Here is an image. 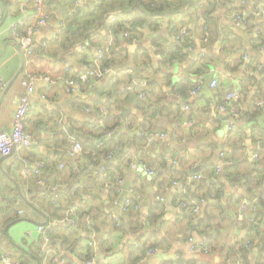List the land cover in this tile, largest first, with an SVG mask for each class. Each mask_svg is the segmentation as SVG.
<instances>
[{
  "label": "crops",
  "instance_id": "obj_1",
  "mask_svg": "<svg viewBox=\"0 0 264 264\" xmlns=\"http://www.w3.org/2000/svg\"><path fill=\"white\" fill-rule=\"evenodd\" d=\"M33 1L0 0V130L11 128L25 92L23 80L34 78L26 119L32 143L20 155L0 159L2 254L17 260L16 245L27 248L41 236L37 225L54 223L69 229H60L52 241L62 243L67 234V243L63 249H48L40 264H83L91 250L93 256L85 263L264 264V236L249 230V223L256 222L251 211L264 199V15L255 18L251 29L246 22H232L240 6L249 16L253 8L264 7V0H210L213 20L208 24L198 8L181 27L192 41L183 56L164 50L181 31L175 33L166 16L157 17L152 26L137 25L134 42L119 25L116 35L106 30L104 18L107 23L119 18L126 26L136 0H44L50 16L30 37L31 51L25 55L11 24L21 22L18 33L26 37ZM166 1L181 8L190 3ZM99 48L104 52L97 63L109 69L90 84L68 90L67 78L89 69ZM108 54L110 65L103 66ZM211 78L217 79L216 86L208 85ZM201 80V90L191 94ZM99 84L109 94L96 93ZM230 91L238 93L235 130L228 127L229 110L219 108ZM142 93L158 105L145 136L165 134L147 137L145 143L139 137L144 135L139 124ZM109 114L119 126L109 130L110 135L104 131L93 136ZM72 133L88 139H74ZM71 139L83 146L74 159L68 157ZM109 141L114 144L106 152ZM222 160L231 163L217 170ZM226 165L239 180L226 178ZM181 200L197 211L179 205ZM243 201L250 203L245 213ZM56 205L58 218L53 215ZM125 206L133 209L134 226ZM74 210H80L82 218H74ZM16 214L20 217L14 221ZM52 241L43 242L45 250ZM135 243L158 248L134 262ZM201 243L209 246L207 252L189 251L191 244ZM56 256L64 261L53 262Z\"/></svg>",
  "mask_w": 264,
  "mask_h": 264
},
{
  "label": "trees",
  "instance_id": "obj_2",
  "mask_svg": "<svg viewBox=\"0 0 264 264\" xmlns=\"http://www.w3.org/2000/svg\"><path fill=\"white\" fill-rule=\"evenodd\" d=\"M190 3L189 5L185 8H181L180 6H170L168 4V2L166 0H136L133 8V11L131 13V19L127 18V20L125 21L126 26H123L124 22H119V18L115 19L114 21L107 23L108 18H104V23H105V28L106 30L112 29L113 33L116 35V30H117V25L120 26V29L122 30V33L124 31H128L129 29L131 30V28L135 25L143 26V25H153V23H155L157 17L160 16H166L168 18L169 23L172 25H174V32L178 33L181 29V31L183 30L181 27L183 25V21L185 18H189L192 13L199 11V9H203L202 12L201 11V15L200 17L205 18V22L208 24L210 21L213 20V17H209L210 14V9L211 7L213 8L212 5H214V2H204V6L201 5V0H189ZM167 4H166V3ZM207 6V8H205ZM58 7V6H56ZM199 8V9H198ZM205 8V9H204ZM254 9V8H253ZM253 9L250 11V15L247 17V21H246V25L250 26L251 28H254L256 26L255 21V17L253 14ZM216 21V20H214ZM127 23H129V25H127ZM19 32L21 31L20 27L18 28ZM105 30V31H106ZM124 30V31H123ZM181 31L178 33L180 34ZM119 32V31H118ZM134 32V31H133ZM21 33V32H20ZM22 34V33H21ZM184 33L181 34L180 40L179 42H174L169 46L166 47V51H168L166 54H170L171 50L174 53V56H183V52L185 47L188 45V43H191L192 41L190 39H188V37H186L185 35H183ZM185 36V37H184ZM168 48V49H167ZM164 50H160L163 51ZM103 61V66H107L108 64L110 65V57L108 54V57H104ZM147 94V91L144 90ZM96 93L98 94H102V95H107L109 94V92L104 91L103 88H101V84L96 86ZM142 102H140L139 104V108L143 111V119L139 122L140 124V128H141V132H143L144 135L139 136L140 137V143H145L146 142V138L147 135L145 136V134L147 133V126H150L151 121L153 119V117L155 116L156 111L158 110V105H153L152 101L149 100V97L147 96L146 99H142ZM54 117V114L52 115ZM119 122L113 118L111 116V114H109L107 117L104 118V122L103 125L99 126L96 132H93L92 135L99 137L103 134L104 131H109L112 130L114 127L119 126ZM252 139V138H251ZM253 141V140H252ZM254 142V141H253ZM114 143L111 141L107 142L105 145H108V147H106L104 150L106 152H108V149L113 145ZM84 148L86 149V147L84 146ZM262 160H264V154L262 156ZM46 163L44 162V167L46 168ZM233 167L230 165H226V167L224 168V173L227 179H232V180H239V176L234 179L233 178V174L231 173V169ZM108 173V171H107ZM108 176H112V174L108 173ZM51 204V203H50ZM256 204V209L251 211V215L253 218H255L256 222L255 223H249V230L252 232L254 231L257 234H260L261 236H264V223H263V216H264V199L261 197L259 198V201L255 203ZM158 205V204H157ZM53 206V205H51ZM193 206V205H192ZM161 206L159 205V208ZM5 208V209H4ZM3 209L9 210L8 207H3ZM56 210L53 212V215L56 216V218L60 217L61 215L58 214L57 210V205H56ZM126 214H127V218H129V223L131 226H134V222H133V209L130 208L129 206V210L128 207L126 208ZM71 215L76 218V219H80L83 216V213L80 212V210H74ZM18 216V217H15ZM20 215L16 214L14 215V217L12 218L14 221H17L19 219ZM208 219V218H207ZM263 223V224H262ZM262 224V225H261ZM136 226H141L140 223L136 222ZM47 230H46V234L49 237V241H52L55 238V234L57 235L56 232H58L60 229H69L68 228H63L61 227V225H57V224H47L46 225ZM3 227L0 226V236L3 235V231H2ZM71 229V228H70ZM60 239V238H59ZM63 242L62 243H55V242H50L48 243V246L46 248V250L43 247V238L41 236H39L36 240L32 241L30 244L27 245V248H24L22 246H18L16 245L18 248V254L16 256L15 259L18 260L19 264H39L41 263V260L43 259V256H48L49 250L48 249H53V250H59V249H63L61 247H64L63 245H65L67 243L68 240V235L65 234V236L62 237ZM147 243V242H146ZM134 248H132V250L135 249V251L133 252V257L132 260L135 262L137 260H139L140 258H142L144 256V253H146V250L152 246H154V244L150 245V244H144V243H135L133 244ZM205 247H209L206 244H203ZM243 246V245H242ZM245 247V246H243ZM247 247L243 248L242 251H244V249H246ZM2 252L0 251V257H1ZM243 255L245 256V253H243ZM93 253L92 250L89 252V254L86 256V258H84L83 264H86L85 261L89 258L92 257ZM72 262H74L73 259H71ZM245 262V261H244ZM2 264V263H0Z\"/></svg>",
  "mask_w": 264,
  "mask_h": 264
},
{
  "label": "built area",
  "instance_id": "obj_3",
  "mask_svg": "<svg viewBox=\"0 0 264 264\" xmlns=\"http://www.w3.org/2000/svg\"><path fill=\"white\" fill-rule=\"evenodd\" d=\"M202 1L208 2L210 0H202ZM240 7H242V8H240L238 11H236L232 14V22L235 26L245 24L247 17H248V14H247L246 10L244 9V6H240ZM33 8H34L33 20L31 22V24H29L26 27V32H25L26 37L21 38L19 36L18 25L21 22L19 24H17V23L11 24L12 32L14 33L15 36H17V39L23 43V49H24L23 52L25 53V55L26 54L29 55V53L31 51V47H29L31 45L30 37L39 28V26L46 23L47 19L50 16L49 12L45 9L44 0H34L33 1ZM253 14H254L255 18L259 17L260 15H264V7H262V6L255 7L253 10ZM111 20H113V18H111ZM137 29H138L137 25L133 26L129 32L128 31L124 32V36L130 37L131 41H133V42L136 41L137 37L133 34V31H136ZM130 32L133 35H131ZM183 32L184 31L182 30L180 34L176 35V37H175L176 41L179 42L180 35ZM207 38H208V30H205L203 41H207ZM97 52L99 53V55H97V58L94 60V63L91 65V67L89 69H87L84 72H81L77 75L69 76L67 78L66 86H67L68 90L80 89V88L84 87L86 84H90V81L92 79L100 78L103 75V73L109 69V67L101 68L97 63L98 56H100L104 52V49L99 48L97 50ZM26 79L27 80H23V86L25 88L24 96L20 98L19 106L17 107V109L13 113L11 128L8 130H0V159L7 157V156H10L13 153L20 155L32 143L31 133L26 130V119H27V113L29 110V108L27 106V102H28V97L32 94L33 89H34V81H33L34 78H33V76L31 77L29 75V76H26ZM217 82H218L217 79L211 78V79H209L208 85L210 87H213V86L217 85ZM0 84H3V81H0ZM204 84H205L204 81H202V80L198 81L195 84V88L192 89L190 93L195 94L197 91H200ZM140 97L142 99H144L145 95L142 93L140 95ZM237 97H238V93L236 91H230L228 94H226L223 104H221L219 107L221 110H229L230 118H229V126L228 127H229V129H232V130L236 129L235 120L238 116V107L235 104ZM99 109L101 111L103 110L102 107H100ZM110 133H111L110 131H107L106 135H110ZM152 136L153 137L154 136L164 137L165 134L162 132H152L147 136L148 140ZM82 151H83V146L80 143L75 142V143H73L72 147L68 151V157L70 159H74ZM23 161L26 162L27 160L24 158ZM225 163H231V162H229V161L224 162L223 161V163L218 164L217 170H219V168ZM39 166L42 167L43 163H39ZM147 171L150 174L154 173L152 169H147ZM194 178H201V176L196 175V176H194ZM179 205L184 206V207H190L194 212L197 211L196 206H192L187 201L181 200L179 202ZM249 205H250V203L248 201H243L241 203V210H243V213L246 212V210L249 208ZM125 207H127V206H125ZM251 208L255 209L254 203L251 204ZM19 213H21V211H19ZM240 216L244 220L248 219L249 221H253V219L249 216H246V214H240ZM63 219H65V218H62L61 220H58V221H62ZM69 220L71 222H73V219L69 218ZM46 230H47L46 225H43V224L37 225V232H39L41 234V237L43 238L44 244H46L49 241V237L46 235ZM245 245H249V242L245 241ZM157 248H158L157 246L148 248L146 250V254L150 255V254L156 252ZM189 251L190 252H207L208 249L206 247H204V245L202 243L198 244V245H192L191 244L189 247ZM52 261L53 262L54 261L63 262L64 259L61 256H56V257H52ZM0 263H2V264H19V262L17 260H13L12 258L8 257L6 254H1ZM50 263H51V261H50ZM92 263H93V260H89L86 262V264H92Z\"/></svg>",
  "mask_w": 264,
  "mask_h": 264
},
{
  "label": "water",
  "instance_id": "obj_4",
  "mask_svg": "<svg viewBox=\"0 0 264 264\" xmlns=\"http://www.w3.org/2000/svg\"><path fill=\"white\" fill-rule=\"evenodd\" d=\"M77 1V3L78 4H87V3H90L91 4V1H89V0H76ZM19 47V46H18ZM22 67H23V62H22V64H21V68L19 69V71H18V73H20V71H21V69H22ZM17 73V74H18ZM260 73H264V66L260 69ZM108 77V76H107ZM133 99H136V98H138V96L137 95H133V97H132ZM127 112V110L126 109H123V112H122V116H125V113ZM72 135H73V137H74V139H76V138H78V139H80V140H82V141H85V140H87L88 138L87 137H85L84 135H78V136H75V134L74 133H72ZM73 142H74V140L73 139H71L70 140V145H72L73 144ZM124 187H127V185H125ZM196 201V200H195ZM46 222H48V219L46 218L45 219V223ZM5 231H6V229H5ZM183 260L184 259H181V261L180 262H183Z\"/></svg>",
  "mask_w": 264,
  "mask_h": 264
}]
</instances>
